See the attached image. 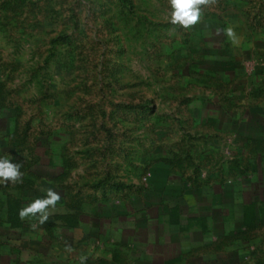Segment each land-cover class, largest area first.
I'll list each match as a JSON object with an SVG mask.
<instances>
[{"label": "rangeland", "instance_id": "1", "mask_svg": "<svg viewBox=\"0 0 264 264\" xmlns=\"http://www.w3.org/2000/svg\"><path fill=\"white\" fill-rule=\"evenodd\" d=\"M171 10L0 0V160L22 173L0 181V264H150L113 241L163 185L178 221L206 214L188 223L207 244L175 264H264V0L201 5L188 28ZM49 188L48 219H21ZM77 201L93 229L69 246L55 237L85 236L59 217Z\"/></svg>", "mask_w": 264, "mask_h": 264}, {"label": "crops", "instance_id": "2", "mask_svg": "<svg viewBox=\"0 0 264 264\" xmlns=\"http://www.w3.org/2000/svg\"><path fill=\"white\" fill-rule=\"evenodd\" d=\"M160 189L161 190H158L159 197L156 206L158 209L156 210L155 214H151L146 211L139 217L131 215L130 220L131 222L133 221L132 227H128L129 229L126 230L125 235H122V237H133V242L122 237L119 239H114L113 242H115L116 246H124L128 249L132 248L136 250L141 249L140 251L142 253H146L144 258L148 256V258L151 260L150 264H175L176 262L184 259L182 256L188 254L192 249L196 248L197 246H203L207 244L208 241L206 240L205 234L202 232L200 236H197L198 234L194 233L197 237L194 236L192 234L193 232H191L189 229L188 223L190 218L196 217L204 219L206 218V214L198 213L189 215L187 213H180V220L178 221L177 215L171 212L175 205L172 206L169 203L168 205L165 204V206H163V203H161L162 198H166V195L163 196L166 189L164 185ZM189 190L196 191L195 188L189 184L180 185L179 193L181 196H183L186 195ZM164 202L167 203V201ZM163 207H165L167 210H162ZM70 211L71 214L79 213L78 210L75 211L74 209H71ZM84 213L85 212L83 211L81 214H78L77 226L69 227V225L65 222H63L62 225L63 228H67V230L71 231L72 233L75 229L83 228L86 231L85 236L77 240L76 243H74L71 236L65 238L64 234L60 237L55 235V238L61 242H65V244L67 242L69 246H77L79 242L84 241L82 239H88L90 231L93 228L92 225H90L89 222L84 219L86 217ZM88 216L93 219L98 218V214L94 212ZM88 225H90V228L87 227ZM114 257L115 253L112 251L110 259L113 260ZM92 259H94V257L88 258L90 261ZM98 259L100 260V258Z\"/></svg>", "mask_w": 264, "mask_h": 264}, {"label": "clouds", "instance_id": "3", "mask_svg": "<svg viewBox=\"0 0 264 264\" xmlns=\"http://www.w3.org/2000/svg\"><path fill=\"white\" fill-rule=\"evenodd\" d=\"M214 2L215 0H169L172 9L169 14L170 21L173 25L179 24L184 28L193 26L200 20V6ZM226 34L233 39L235 38L234 30L231 27L226 29ZM20 167V164L11 163L7 158L0 160V181L22 182ZM59 200L60 195L49 188L46 190L45 198H37L23 207L19 212V216L24 219L29 215L36 216L39 214V223L43 224L48 219V207H55ZM85 259V257H81L82 264Z\"/></svg>", "mask_w": 264, "mask_h": 264}, {"label": "trees", "instance_id": "4", "mask_svg": "<svg viewBox=\"0 0 264 264\" xmlns=\"http://www.w3.org/2000/svg\"><path fill=\"white\" fill-rule=\"evenodd\" d=\"M77 204H79L78 201H77V203L75 205H77ZM75 205H74V207L72 205L70 207V209H74L75 211L78 210L79 213L81 214L83 212V209H81L80 207H78V205L77 206H75ZM79 213H76V214L66 213V214L60 215L59 217L61 219H63L64 222L69 225V227H71V226L72 227H75V226H77V223H78V218L77 217H78V214Z\"/></svg>", "mask_w": 264, "mask_h": 264}]
</instances>
